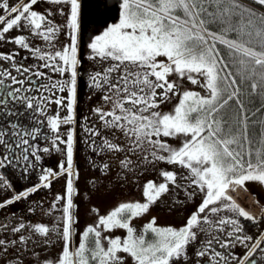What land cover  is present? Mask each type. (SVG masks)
<instances>
[{
  "label": "snow or ice",
  "instance_id": "1",
  "mask_svg": "<svg viewBox=\"0 0 264 264\" xmlns=\"http://www.w3.org/2000/svg\"><path fill=\"white\" fill-rule=\"evenodd\" d=\"M48 2L69 6L66 25L50 19L51 9L46 13L35 10L39 0H18L11 6L8 0H0V11L6 13L0 15V41L17 45L40 61L24 67L16 60L18 51L0 53V60L10 62L18 74L0 69V117L5 120L0 125V146L4 149L0 169L18 167L22 161L25 177L37 172V183L19 192H15L6 174L0 173V190L14 192L0 201V209L27 199L41 188L50 189L54 179L66 176L65 194H57L50 205L56 208L60 201L65 202L59 209L61 227L57 230L63 246L59 259L45 264H125L127 258L132 264H174L186 258L187 246L197 238L195 229L201 220H208V212H219L217 205L227 202L224 206L231 205L241 217L254 221L231 201L226 191L233 184H264V0H120L118 22L87 45L92 53L90 59L111 62L90 75L88 86L100 89L103 101L110 104V109L101 106L93 112L113 139L105 136L99 145L94 139L85 143L97 153H123L120 167L128 171L133 168L132 156L138 163L164 162L185 169L187 175L182 178L189 187L203 192L204 198L186 226L157 227L153 217L137 235L132 220L147 214L169 192V182L181 187L178 174L165 170L161 173L164 182L148 181L144 185V202L121 203L107 215L94 210L97 222L86 227L75 247L70 212L73 180L78 176L73 170L75 129H69L64 139L59 128L75 122L78 68L82 67L78 50L81 4L79 0ZM60 14L65 15L62 9ZM62 27L67 30L68 43L57 48ZM14 28L28 35L9 39L6 34ZM30 37L42 41V46L32 44ZM55 74L60 78L53 79ZM173 74L205 94L194 90L181 93L179 84L169 80ZM65 92L67 96L58 95ZM173 96H180L179 103L173 111L163 112L161 105ZM50 104L65 108L68 114L63 118L58 112L49 115ZM21 118L30 121V126L25 127ZM42 128L50 129L51 137L43 135ZM84 131L91 137L101 135L90 126H85ZM41 138L51 139V146L34 143ZM176 138L181 140L177 147L167 142ZM53 149L61 152L64 160L56 169H37L33 161L42 163L41 153ZM103 170H110L109 164H103ZM193 194L188 192L189 197ZM213 223L230 224L234 231L226 233L229 240H205L206 247L198 256H208L212 250L209 264H229L231 253L215 251L213 241L221 248L239 243L248 249L239 264H257L254 257L258 251L264 253V242L258 240L250 245L251 237L239 234L243 229L235 219L221 217ZM24 227L21 224L14 231ZM117 229L125 230L126 237L104 235ZM35 231L47 238L50 229L36 225ZM21 242H26L24 237ZM8 243L0 240V253L8 251ZM259 259L264 261V256ZM0 264L10 262L5 259Z\"/></svg>",
  "mask_w": 264,
  "mask_h": 264
},
{
  "label": "rangeland",
  "instance_id": "2",
  "mask_svg": "<svg viewBox=\"0 0 264 264\" xmlns=\"http://www.w3.org/2000/svg\"><path fill=\"white\" fill-rule=\"evenodd\" d=\"M97 1L98 10L103 13L107 12L106 6L109 4L108 0ZM93 2L94 0H85L84 6L87 11L90 9L91 11L95 10ZM65 7L66 12L64 18H62L61 15L63 25H66L67 23V13L69 11V6L65 5ZM87 18H89V16H83L82 10H80V24ZM104 19L105 17H102L101 20L104 21ZM11 36L13 37V35ZM13 45L14 44L12 43L6 42V47L13 48ZM88 53H90V51ZM88 60L90 63L102 66L103 68L108 67L111 63L110 61H101L99 58H88ZM10 64L3 61L2 64H0V67L3 66L7 69ZM169 80L176 81L179 84V91L181 93L185 90H194L201 92L202 95L205 94L201 88L193 86L186 79L181 80L175 74L171 75ZM179 99L180 96H173L172 99L161 105V110L165 113L173 111L174 107L179 103ZM127 106L128 105H126V107ZM116 135L119 136L120 133L117 132ZM111 139H113V137ZM167 142L173 147H177L180 145L181 140L179 138L168 139ZM108 153V151H103L100 153L94 152L89 155L90 160H88V165H90V161L92 164L97 165L95 166L96 170L93 171V175L91 176H89L88 172H85V168H88V165L85 160H83L84 157L80 156L83 159L80 158L78 160V176L76 183L75 180L73 181L74 192L72 197H77L78 201V212L76 214L77 221L75 225H77L79 230V240L81 238L80 234L86 229V227L94 225L97 222V212L94 210H98L99 215H107L115 210V208L121 203L135 201L144 202V185L148 181H155L157 183L164 182L161 173L165 170L174 171L178 174V183L181 187L177 188L169 182V192L163 194L161 198L150 207V211L147 214L133 219L132 226L136 229L137 235L143 233L144 226L149 223L150 219L153 217L156 219L155 226L157 227L179 229L186 226V222L190 215L195 213L204 198L203 192L195 186L189 187L188 182L182 178L187 175V170L178 166L168 165L164 162L148 164L144 161L138 163L137 157L132 156L131 158L134 162L133 168L132 171H128L120 167V159L123 157V153ZM78 156L79 155H77V158ZM106 162H110L109 164H111L109 165L110 171L103 170V164ZM65 181L66 176L54 181L53 196L49 197V201H46L45 199L42 200L45 207L40 209L37 214H34L32 211L28 215H24L23 212L17 214L18 211L28 210L31 207V203H14L10 208L9 206H6L4 209H0V240L9 242L8 251L6 253H0V261L7 259L10 264H18L19 260H22L23 263L31 260L39 264L44 258L52 256V253L54 256H58L59 251H61V245L63 244L60 236L57 234V230L61 227L59 222L62 215V212L59 209L65 202L60 201L56 208H50V205L55 202L57 194H65ZM12 186L15 188L14 183H12ZM185 189H187V191ZM189 191L194 193L191 197L188 196ZM7 198L10 197H8V195L6 197H0V201ZM225 204H227V202L217 205V207L220 208L218 213L208 212V220H201V224L198 228L222 226L213 222L221 217L225 219L227 217H232L233 214L224 212L232 210L231 205L224 206ZM70 212L71 214L73 213V207L70 209ZM21 219H25V221L29 222L22 221ZM21 224H24L25 227L18 232L14 231V229L18 228ZM26 224L28 225L26 226ZM36 225L49 227L50 232L47 238L35 231ZM195 230L198 231V233L203 231L202 229ZM213 232H215L214 235H216L219 230L214 229ZM104 235L106 237L125 238L126 231L117 229L112 232H105ZM21 237H24L26 242H21ZM13 241H15L14 244L11 243ZM191 244L192 243L187 246L188 249H190ZM106 246L107 244L105 241V247ZM216 246L219 247L218 245ZM54 253H57V255ZM46 260L55 261V259L51 258ZM125 264H132L131 258H127Z\"/></svg>",
  "mask_w": 264,
  "mask_h": 264
},
{
  "label": "flooded vegetation",
  "instance_id": "3",
  "mask_svg": "<svg viewBox=\"0 0 264 264\" xmlns=\"http://www.w3.org/2000/svg\"><path fill=\"white\" fill-rule=\"evenodd\" d=\"M8 2L11 6L16 4L18 0H8ZM25 2H27V0H25ZM34 7L35 10L42 13H46L48 9H51L53 15L50 17V19H52L54 23L61 24V26H64L61 20L60 10L62 9L64 13L66 12L65 4H51L48 2V0H39V3ZM112 8H114V2L110 0L109 4L106 6V10L108 11L110 9V12L101 14L99 10H97L95 14H93V19L91 21H87V20L85 21V26L83 30V34L85 35L83 40L84 44L90 43L92 39L96 36L94 35L96 33L95 25H98L102 17L105 16L107 17V15L111 13ZM0 15H6V13L0 11ZM62 18H64V15H62ZM0 27H3V25H0ZM65 33H66V29L65 27H62V30L58 36L57 48H60L63 44L68 43V36ZM20 34L28 35L26 31L21 32L16 28L11 30L6 35H8V38L10 39L12 38L11 35L15 37ZM30 40L32 44L37 46H42L43 44L42 41L33 39L31 37ZM17 51L19 52V56L16 57V60L19 63L23 64L24 67H28L29 65L40 63V61L33 59L31 57V53H29L28 51L20 49L15 44L13 45V48L6 47V42L0 41V53H11ZM85 51H86L85 48L79 49V55L82 62V67L78 68L77 100H76L75 112H74V116H75L74 134L79 143L85 140L89 141L90 139L92 140L94 139L97 145H99L102 142V137L106 136L107 138L111 139L112 135L110 134L109 130L103 127L102 122L99 120L98 116L93 112V109L101 106H103L105 109H110V104L103 101L102 91L100 89H95L88 86L90 83L89 80L90 75L92 73L102 71L104 68L102 66H98L94 64L92 65L87 64L85 60ZM23 57H28V59L26 60L22 59ZM0 62H1L0 64H2L3 60H0ZM8 63L10 64V62ZM0 69H6V68L2 66L0 67ZM7 70L12 71L13 75H18L13 69H11V64L7 68ZM43 71L48 72L47 69H43ZM19 78L23 79L24 77H19ZM59 78L60 77L58 74L53 75V79H59ZM33 79H35V77H33ZM39 82L42 83L44 81H39ZM6 83H11V81H6ZM15 87H19V85H15ZM35 94L39 95V93H35ZM58 95L67 96V93L65 92ZM57 112L59 113L61 118L65 117L68 114L65 108L58 109L57 105L50 104L48 107V114L54 115ZM85 118H87V120ZM21 122L24 124L25 127L30 126V121L28 120H24L23 118H21ZM4 123H5L4 118L0 117V125H3ZM85 126H90L95 128L101 133V135L96 137L89 136L88 133L84 131ZM71 128H73V124H68V125L62 124L59 128L60 136L66 139L67 131ZM42 133L43 135H46L48 137H51L52 135L51 130L48 128H42ZM84 137L87 139H85ZM34 143H38L42 147L51 146V139L44 140L41 138L38 139L37 141H34ZM60 147L64 148V145H60ZM16 151L18 153L19 149H16ZM3 153H4L3 146H0V154ZM41 155H42V163L33 161L36 164L37 169L41 167L56 169L58 163L63 161L65 158L61 152L55 151L54 149L50 153H41ZM1 170L3 171L4 174H6V177H8L12 181V183H14L15 192H19L24 189H27L31 185L37 183L36 171L30 172L27 175V177L23 175L24 169H23L22 161L18 167L10 166L8 168H4ZM54 181L55 179L53 180L50 189L41 188L35 194L30 195L27 198V202L33 201V197H35V201H34L35 205L38 206L40 204L43 206L44 205L42 203L43 198L53 196ZM11 194L12 193L9 190L7 191L0 190V197H6L7 195H11ZM31 197L32 199H30ZM39 198L41 199L40 201H38ZM253 201H254L253 204L251 203L249 204L245 199H240L239 201L240 204L238 207L248 212L250 216L254 217V221L241 217L238 213L234 212L233 209L224 211L226 213L228 212L233 214L231 218L227 217L226 219H235L238 222V224L243 229V231L239 233L240 235H247L251 237V240L248 241L250 245L258 240L264 242V197H253ZM37 212L35 211L34 214H37ZM198 229H202L203 231L199 232L200 234L197 231L196 241L190 245V249L187 248L186 258H184L183 260L175 261L174 264H209V257L213 254L212 250H209L208 256L200 257L197 255V253L200 251L201 248L206 247L205 240L210 239L212 237H218L220 240H229L230 238L226 235V233L230 231H234L233 227L230 224H225L220 227L213 226V227L197 228V230ZM214 229L219 230V232H217L216 235H214L215 233L213 232ZM216 245H218L219 247H217ZM212 249H214L215 251H219L224 255L231 253V256L229 258V264H239V258L243 257V255L248 251L247 248H245L242 244L239 243H236L234 247L221 248L219 243H217L215 240L213 241ZM261 256H264V253H260L258 251L257 256L254 257L255 259H257V264H264V261H261L259 259V257Z\"/></svg>",
  "mask_w": 264,
  "mask_h": 264
},
{
  "label": "bare ground",
  "instance_id": "4",
  "mask_svg": "<svg viewBox=\"0 0 264 264\" xmlns=\"http://www.w3.org/2000/svg\"><path fill=\"white\" fill-rule=\"evenodd\" d=\"M229 196L233 197V199L240 200L245 199L249 204H253V198L246 193L242 186L230 185L227 192ZM256 207V206H255ZM255 209V208H254ZM254 211V210H253Z\"/></svg>",
  "mask_w": 264,
  "mask_h": 264
},
{
  "label": "trees",
  "instance_id": "5",
  "mask_svg": "<svg viewBox=\"0 0 264 264\" xmlns=\"http://www.w3.org/2000/svg\"><path fill=\"white\" fill-rule=\"evenodd\" d=\"M85 138V137H84ZM85 139H87V138H85ZM76 234H75V236H74V239H75V246L76 245H78V243L80 242V240H79V236H78V233H79V230H78V227H77V225H76ZM151 233H149V234H147V236H148V238H151ZM62 246H63V244L61 245V249H62ZM72 247H73V244H72ZM60 253H61V251H59V253H58V256H54L53 255V253H52V256H49V257H46V258H44V260L42 261V262H40L39 264H45V262L46 261H49V260H46V259H55V261H57L58 259H59V255H60ZM54 254H56L57 255V253H54ZM56 258H58V259H56ZM37 264V262H34V261H31V260H28L27 262H25V263H23V264Z\"/></svg>",
  "mask_w": 264,
  "mask_h": 264
},
{
  "label": "crops",
  "instance_id": "6",
  "mask_svg": "<svg viewBox=\"0 0 264 264\" xmlns=\"http://www.w3.org/2000/svg\"><path fill=\"white\" fill-rule=\"evenodd\" d=\"M243 189H244V188H243ZM244 190H245V189H244ZM245 191H246V190H245ZM246 193L252 197V195H251V194H249L247 191H246Z\"/></svg>",
  "mask_w": 264,
  "mask_h": 264
}]
</instances>
